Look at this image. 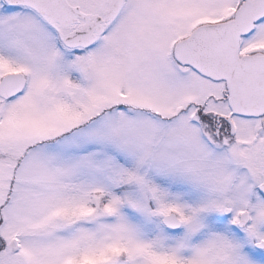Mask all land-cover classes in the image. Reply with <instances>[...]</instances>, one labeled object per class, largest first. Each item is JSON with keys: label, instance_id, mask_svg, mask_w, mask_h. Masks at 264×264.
<instances>
[{"label": "snow or ice", "instance_id": "1", "mask_svg": "<svg viewBox=\"0 0 264 264\" xmlns=\"http://www.w3.org/2000/svg\"><path fill=\"white\" fill-rule=\"evenodd\" d=\"M0 264H264V0H0Z\"/></svg>", "mask_w": 264, "mask_h": 264}]
</instances>
